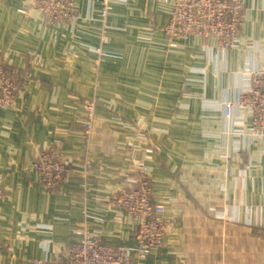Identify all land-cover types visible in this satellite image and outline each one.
Wrapping results in <instances>:
<instances>
[{
	"label": "crops",
	"instance_id": "obj_1",
	"mask_svg": "<svg viewBox=\"0 0 264 264\" xmlns=\"http://www.w3.org/2000/svg\"><path fill=\"white\" fill-rule=\"evenodd\" d=\"M69 1L77 18L51 25L30 0H0V54L18 85L0 107V264L61 259L85 229L136 247L138 221L116 198L140 163L169 224L142 264H264V135L252 111L235 107L230 120L219 107L264 69V0H244L233 50L214 38L171 44L173 0H114L105 21L102 0ZM53 144L70 167L50 189L34 163Z\"/></svg>",
	"mask_w": 264,
	"mask_h": 264
},
{
	"label": "built area",
	"instance_id": "obj_2",
	"mask_svg": "<svg viewBox=\"0 0 264 264\" xmlns=\"http://www.w3.org/2000/svg\"><path fill=\"white\" fill-rule=\"evenodd\" d=\"M113 1L102 0L100 17L103 21L107 18ZM29 4L45 15L51 25L71 22L77 18L74 3L69 0H31ZM171 5L168 26L164 29L171 44L177 39L215 37L224 49H234L243 23L244 0H173ZM95 51L99 56L105 54L102 49ZM245 78L249 88L241 92L237 99H228L219 107L224 109L225 116L230 120L234 119L235 107L242 109L243 113L252 111L254 120L251 128L257 134L264 135V70L251 71ZM17 96L18 85L7 72L4 58L0 54V107L14 105ZM86 104L83 128L90 137L97 106L95 101ZM234 124L236 133L242 135L243 122L238 120ZM66 162V159L58 157L57 147L51 145L39 151L34 167L41 181L49 188H54L68 170ZM141 170L143 171L133 185L116 198V204L138 221L136 247L109 245L101 238L94 237L89 229H85L78 233L77 241L71 244L63 258L36 259L32 264H142L155 249L162 247L169 233L165 217L167 209L153 196L148 179L149 169ZM3 197L4 190L0 186V200Z\"/></svg>",
	"mask_w": 264,
	"mask_h": 264
},
{
	"label": "rangeland",
	"instance_id": "obj_3",
	"mask_svg": "<svg viewBox=\"0 0 264 264\" xmlns=\"http://www.w3.org/2000/svg\"><path fill=\"white\" fill-rule=\"evenodd\" d=\"M31 1V0H30ZM29 7H30V4H29ZM31 8V7H30ZM31 9H35V8H31ZM35 10H37V9H35ZM40 12V11H39ZM41 13V12H40ZM45 16V15H44ZM46 17V16H45ZM169 21V20H168ZM72 22V21H71ZM67 23H69V22H67ZM168 24V22L166 23V25ZM165 25V27L167 28V26ZM165 27H164V29H165ZM240 30H241V28H240ZM166 33V32H165ZM239 33H240V31H239ZM239 33H238V36L236 37L237 38V40H236V45H235V47L237 46V43H238V38H239ZM200 38H203V39H207V38H204V37H200ZM211 38H214L215 39V37H211ZM216 40V39H215ZM219 41V40H218ZM218 41L216 40V42H217V44H218V46L220 47V48H222V49H224L223 47H221L220 45H219V43H218ZM234 47V48H235ZM97 49H101V48H97ZM101 56H103V55H101ZM101 56H99L98 55V57L100 58ZM264 69H257V70H253V72H256V71H263ZM249 71V70H248ZM250 72L251 71H249V73L248 72H246L245 74H244V77H243V79H244V82L245 81H247L246 80V76H249L250 75ZM247 84L249 85V83L247 82ZM93 98V97H92ZM92 98H88V99H92ZM86 100L85 102H84V107H85V105H87L86 103H88V102H90V101H95L96 102V113H95V117H94V120H93V132H92V134L94 133V124H95V120H96V117H97V113H98V107H99V101H98V99H96V98H93L94 100ZM88 101V102H87ZM85 115H86V109H85ZM91 134V135H92ZM91 135H90V137H91ZM260 135V134H259ZM54 145V144H53ZM49 146H51V145H49ZM56 147H57V145H55ZM45 148V147H44ZM43 149V148H42ZM57 150H58V147H57ZM153 151H154V149L152 148V147H147V149H146V153L147 154H149V155H151L152 153H153ZM58 157H60V158H64V159H66L65 157H63V156H61V154H60V152H59V150H58ZM66 163L68 164V168L67 169H69V167H70V163H69V161L66 159ZM36 169V168H35ZM139 169L140 170H138V172L139 173H141V171H143V170H141V169H152L151 167H149V166H147V165H145L144 163H140L139 164ZM37 171V170H36ZM38 173V172H37ZM39 174V173H38ZM144 174H146V173H144ZM65 175V174H64ZM139 175V174H138ZM148 175H149V173H148ZM39 176V175H38ZM64 177V176H63ZM149 178V182H150V186H151V188H152V185H151V179H150V175L148 176ZM40 178V177H39ZM63 179V178H62ZM62 181V180H61ZM48 187V186H47ZM49 188V187H48ZM50 189H53V188H50ZM124 191H126V190H124ZM123 191V192H124ZM121 194V193H120ZM120 195H118L117 197H119ZM223 208L224 209V207L222 206V205H220V208ZM222 209V210H223ZM221 210V209H220ZM168 213V211L166 212V214ZM165 217H166V215H165ZM167 224H168V221H167ZM169 225V224H168Z\"/></svg>",
	"mask_w": 264,
	"mask_h": 264
}]
</instances>
